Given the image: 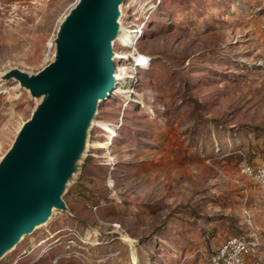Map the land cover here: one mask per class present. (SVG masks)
Here are the masks:
<instances>
[{
	"label": "rangeland",
	"instance_id": "obj_1",
	"mask_svg": "<svg viewBox=\"0 0 264 264\" xmlns=\"http://www.w3.org/2000/svg\"><path fill=\"white\" fill-rule=\"evenodd\" d=\"M77 1L0 0V163L43 101L2 77L36 75L54 60ZM120 8L124 26L143 33L132 47L115 43L128 58H116L118 73L126 78L137 54L150 62L129 79L134 92L99 104L67 210L0 264H133V254L138 264H207L200 252L237 234L259 239L251 258L264 264V190L242 171L264 164V0Z\"/></svg>",
	"mask_w": 264,
	"mask_h": 264
},
{
	"label": "water",
	"instance_id": "obj_2",
	"mask_svg": "<svg viewBox=\"0 0 264 264\" xmlns=\"http://www.w3.org/2000/svg\"><path fill=\"white\" fill-rule=\"evenodd\" d=\"M123 1L78 0L60 25L54 60L36 75L14 70L2 77L14 76L44 97L0 163V260L53 208L67 210L64 195L78 172L99 99L116 86L113 52Z\"/></svg>",
	"mask_w": 264,
	"mask_h": 264
},
{
	"label": "built area",
	"instance_id": "obj_3",
	"mask_svg": "<svg viewBox=\"0 0 264 264\" xmlns=\"http://www.w3.org/2000/svg\"><path fill=\"white\" fill-rule=\"evenodd\" d=\"M114 50H116V48H114ZM140 58L142 57L137 54L135 56V59L132 57L134 63H129V65L126 66L130 69L132 68L133 71L134 69L137 70V68L139 67L144 69L148 66L150 61L144 56L145 60H147V63L139 64L137 60H139ZM124 60H128V58H125ZM130 79H133V77H131ZM242 171L245 175L254 178L259 183L260 187L264 190V164L258 169H255V167L245 162L242 165ZM260 248H262V246H260V241L254 235L250 237L244 235H233L226 238L212 253L200 252V255L202 258H205L207 264H263L258 258L260 256L251 258V254L256 252Z\"/></svg>",
	"mask_w": 264,
	"mask_h": 264
},
{
	"label": "bare ground",
	"instance_id": "obj_4",
	"mask_svg": "<svg viewBox=\"0 0 264 264\" xmlns=\"http://www.w3.org/2000/svg\"><path fill=\"white\" fill-rule=\"evenodd\" d=\"M77 5V4H76ZM120 10H121V8H120ZM121 17H122V11H120V18H119V29H118V32H117V34H116V36H115V38H116V41L117 42H119V43H123L125 46H133L134 45V43H136V42H138V40L140 39V37H141V34L143 33L142 31L143 30H141L140 28H136V30H132L131 28H128V27H126V26H124V24L122 23V21H121ZM67 18V16L64 18V20ZM63 20V21H64ZM62 21V22H63ZM62 22H61V24H62ZM60 24V25H61ZM59 29H60V26H59ZM59 32V31H58ZM55 41V43H56V40H54ZM53 44V43H52ZM55 49H56V54H57V52H58V44L56 43L55 44ZM121 54H123V53H120V51H119V53H117V52H113V57L116 59V58H121V59H124L123 57L124 56H122ZM144 59V60H143ZM138 61V63L140 64L141 62H146L147 63V60H145V58L143 57V58H141V60H137ZM114 62L116 63V60H114ZM132 69H130V71H131ZM129 70H126L124 73H125V75H126V78H125V76H121L119 73H118V69L116 68V72H115V74H114V78H115V80H116V82H115V84H116V86L114 87V90H112V91H110L108 94H109V97L111 96V95H114V94H117V93H124V94H129V93H132V92H134L132 89H131V86H130V84H127V83H129V79L131 78V77H134L135 75H136V69H134V71L135 72H133L132 73V71L130 72ZM9 73V72H8ZM130 81H131V79H130ZM44 96H42V98H43ZM108 97V98H109ZM126 97V96H125ZM108 98H105V99H103V98H100L99 99V104L101 103V102H103V101H105L106 99H108ZM127 98V97H126ZM130 98V97H129ZM122 99V98H121ZM98 104V105H99ZM94 120L95 119H93V121L92 122H94ZM28 122H26L22 127H21V129H20V131H19V134L21 133V131L23 130V128H24V126L27 124ZM93 125V124H92ZM112 127V126H111ZM112 129V128H111ZM112 131V130H111ZM112 136H108L107 137V139H105V141H98L97 143H95V146H96V148H98V149H102V148H105V147H108V146H110V144L112 143ZM13 147V146H12ZM11 151V149L7 152V154L5 155V157L8 155V153ZM4 157V158H5ZM55 210H56V208H53V210H52V214H49L48 216H47V219L45 220V221H43L42 223H40V224H37L36 226H35V230L36 229H39L42 225H44V224H48L49 222H51L52 221V219H53V217H54V213H55ZM33 231V230H32ZM31 231V232H32ZM25 236V235H24ZM24 238V237H23ZM122 241L124 242V243H129L130 245L132 244V239L129 237V236H124L123 237V239H122ZM132 263L133 264H138V258L136 257V255H134L133 254V256H132Z\"/></svg>",
	"mask_w": 264,
	"mask_h": 264
},
{
	"label": "trees",
	"instance_id": "obj_5",
	"mask_svg": "<svg viewBox=\"0 0 264 264\" xmlns=\"http://www.w3.org/2000/svg\"><path fill=\"white\" fill-rule=\"evenodd\" d=\"M259 184V183H258ZM260 186V185H259ZM237 235H240V234H237ZM216 249V248H215Z\"/></svg>",
	"mask_w": 264,
	"mask_h": 264
}]
</instances>
